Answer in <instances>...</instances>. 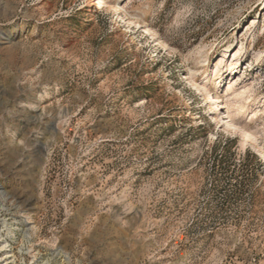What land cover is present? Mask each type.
I'll list each match as a JSON object with an SVG mask.
<instances>
[{"label":"rangeland","instance_id":"rangeland-1","mask_svg":"<svg viewBox=\"0 0 264 264\" xmlns=\"http://www.w3.org/2000/svg\"><path fill=\"white\" fill-rule=\"evenodd\" d=\"M0 264H264V0H0Z\"/></svg>","mask_w":264,"mask_h":264},{"label":"bare ground","instance_id":"bare-ground-1","mask_svg":"<svg viewBox=\"0 0 264 264\" xmlns=\"http://www.w3.org/2000/svg\"><path fill=\"white\" fill-rule=\"evenodd\" d=\"M234 62V61H233ZM238 64V63H237ZM218 98V97H217ZM220 107H221V110H224L225 108L223 107V103L222 102H220ZM227 116V115H226ZM227 119H229V121H228V125H229V127L230 128H232L234 131H236L237 130V127H236V124H235V122L233 121V120H230V117L229 116H227ZM26 233V232H25Z\"/></svg>","mask_w":264,"mask_h":264}]
</instances>
